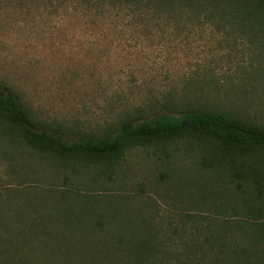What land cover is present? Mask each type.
<instances>
[{
	"label": "rangeland",
	"instance_id": "obj_1",
	"mask_svg": "<svg viewBox=\"0 0 264 264\" xmlns=\"http://www.w3.org/2000/svg\"><path fill=\"white\" fill-rule=\"evenodd\" d=\"M210 28L178 31L174 20L132 3L0 0V86L17 94L45 129L71 140L115 130L125 118L171 113L189 100H210L263 122L264 50L220 47L221 36ZM208 170L188 138L165 149L132 148L115 166L75 169L18 137L0 136V192L29 198L32 207L64 189L126 195L131 207L168 224L192 209L198 182L228 183Z\"/></svg>",
	"mask_w": 264,
	"mask_h": 264
},
{
	"label": "trees",
	"instance_id": "obj_2",
	"mask_svg": "<svg viewBox=\"0 0 264 264\" xmlns=\"http://www.w3.org/2000/svg\"><path fill=\"white\" fill-rule=\"evenodd\" d=\"M108 2L144 5L174 20L178 31L211 26L221 36L218 46L228 50H264V0ZM177 107L71 140L45 129L17 94L0 86V136L18 137L63 165L115 166L132 148L165 149L188 138L200 165L228 179L198 182L192 209L168 224L131 207L126 195L64 189L57 198L42 196L39 210L29 198L0 192V264H264V121L205 99Z\"/></svg>",
	"mask_w": 264,
	"mask_h": 264
}]
</instances>
